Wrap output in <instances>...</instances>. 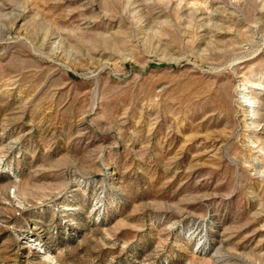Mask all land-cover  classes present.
I'll list each match as a JSON object with an SVG mask.
<instances>
[{
	"label": "rangeland",
	"instance_id": "374dc122",
	"mask_svg": "<svg viewBox=\"0 0 264 264\" xmlns=\"http://www.w3.org/2000/svg\"><path fill=\"white\" fill-rule=\"evenodd\" d=\"M0 264H264V0H0Z\"/></svg>",
	"mask_w": 264,
	"mask_h": 264
}]
</instances>
